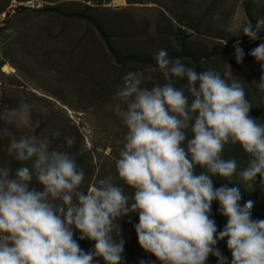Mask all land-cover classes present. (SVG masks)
I'll list each match as a JSON object with an SVG mask.
<instances>
[{
    "label": "clouds",
    "instance_id": "obj_1",
    "mask_svg": "<svg viewBox=\"0 0 264 264\" xmlns=\"http://www.w3.org/2000/svg\"><path fill=\"white\" fill-rule=\"evenodd\" d=\"M262 28L264 17L244 25L242 33L255 41ZM249 54L261 62L254 82L264 90V42ZM244 55L237 41L238 64ZM155 59L166 83L149 88L142 71H129L113 95V111L127 128L115 165L120 180L134 189L130 205L123 186L110 176L80 189L84 171L75 157L52 147L49 135L34 134L35 104L22 100L0 109L8 154L29 162L14 176L0 166V264H100L97 257L104 264H124L125 241L114 221L130 213L139 217L134 225L139 246L160 264H206L210 254L217 264H264V219L252 218L253 201L241 204L240 191L227 182L213 185L214 176L228 180L237 174V160L222 158V152L226 144L239 143L249 157L239 177L252 188L259 174L264 188V124L249 115L252 105L239 76L197 72L170 59L166 49ZM173 77L186 78L187 94ZM13 128L28 131L17 137ZM65 140L74 143L71 136ZM197 166L204 171L194 174ZM213 201L227 218L219 232L210 218ZM74 232L79 240L94 241L93 247L82 249ZM225 239L230 261L216 247Z\"/></svg>",
    "mask_w": 264,
    "mask_h": 264
},
{
    "label": "rangeland",
    "instance_id": "obj_2",
    "mask_svg": "<svg viewBox=\"0 0 264 264\" xmlns=\"http://www.w3.org/2000/svg\"><path fill=\"white\" fill-rule=\"evenodd\" d=\"M125 1L0 0V109L15 107L22 100L35 104L34 134L49 135L54 141L52 147L75 157L84 171L80 189L87 191L97 179L110 176L113 183L123 186L130 205L134 189L120 180L115 165L127 132L112 108L122 78L129 71H142L143 86L163 85L165 76L155 55L166 49L170 59L179 58L197 72L212 69L238 75L252 105L249 115L264 124V90L254 82L261 75V62L249 54L264 42V28L261 39L255 41L242 33L244 25H254L264 17V0ZM237 41L245 53L239 64L234 56ZM172 79L187 94L186 78ZM0 127H5L3 122ZM12 131L18 137L28 130ZM68 136L74 138L71 146L65 140ZM8 143V137L0 136V166H7L14 176L18 167L29 162L9 155ZM222 158L237 160V174L228 180L214 176V188L225 182L236 187L241 204L253 201L252 218L264 219L260 175L252 188L238 175L247 166L248 154L239 143H228ZM196 171L194 174L204 169L197 166ZM32 185L40 187L35 180ZM218 208L219 202L213 201L210 218L219 232L227 218ZM138 221L135 213L114 221L125 241L124 264H139L141 260L160 264L139 246L134 229ZM74 238L85 251L94 245V241L79 240L78 232ZM216 247L231 260L226 239L218 241ZM95 259L104 264L102 258ZM206 264H217V258L210 254Z\"/></svg>",
    "mask_w": 264,
    "mask_h": 264
},
{
    "label": "bare ground",
    "instance_id": "obj_3",
    "mask_svg": "<svg viewBox=\"0 0 264 264\" xmlns=\"http://www.w3.org/2000/svg\"><path fill=\"white\" fill-rule=\"evenodd\" d=\"M119 4H123L124 2H126L125 0H116ZM4 67L6 68V69H8L9 68V65L8 64H5L4 65Z\"/></svg>",
    "mask_w": 264,
    "mask_h": 264
}]
</instances>
